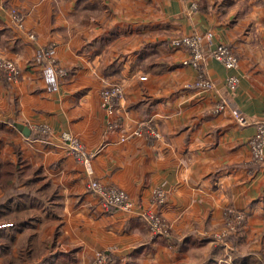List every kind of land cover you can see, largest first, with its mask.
I'll list each match as a JSON object with an SVG mask.
<instances>
[{
	"label": "crops",
	"instance_id": "crops-1",
	"mask_svg": "<svg viewBox=\"0 0 264 264\" xmlns=\"http://www.w3.org/2000/svg\"><path fill=\"white\" fill-rule=\"evenodd\" d=\"M8 7L23 30L9 25ZM207 30L210 46L228 44L239 63L208 58L215 87L197 90L186 86L197 71L169 41ZM40 47L65 69L55 88L32 61ZM0 56L20 66L16 85L0 70V160L27 163L52 195L50 213L30 229L41 253L19 262L13 241L0 264H89L96 251L109 264H264V159L248 144L264 109V0H0ZM114 83L122 92L108 116L100 90ZM233 109L252 122L239 125ZM140 123L157 135H129ZM63 131L94 152L90 173ZM91 177L123 189L134 212L104 208L87 188ZM157 187L166 196L155 206ZM145 209L161 216L167 236L150 233ZM228 211L245 217L221 235Z\"/></svg>",
	"mask_w": 264,
	"mask_h": 264
},
{
	"label": "built area",
	"instance_id": "built-area-1",
	"mask_svg": "<svg viewBox=\"0 0 264 264\" xmlns=\"http://www.w3.org/2000/svg\"><path fill=\"white\" fill-rule=\"evenodd\" d=\"M6 18L10 26L19 30L24 29L23 17L14 7H8L4 10ZM31 39H34L32 33H28ZM212 42V32L207 30L203 33H193L190 35H182L173 37L169 41V45L174 49H182L186 55L182 59V64L190 65L196 71V78L186 83L189 88L197 90L214 89L215 84L206 75L204 63L208 58H213L220 62L227 69H234L238 66V57L233 49L225 43L218 42L210 46ZM36 64H43L44 78L50 86H57V76L63 75L65 69L58 67L54 59L50 56L49 49L40 47L32 60ZM0 70L7 76L10 83L18 84L20 81V66L13 60L0 56ZM141 78H144L141 77ZM238 84V77L235 74H230L225 79V85L234 90ZM122 92V87L118 83L109 84L100 90V106L105 110L108 116L114 112L115 100ZM224 107L223 103L216 105L217 110ZM232 115L239 125L251 123L252 120L245 114L233 109ZM255 132L248 140L252 156L261 160L264 159V109L260 117L254 121ZM129 135L146 136L157 135L153 125L140 123ZM129 135H123L120 140H125ZM61 140L65 143L68 153H70L77 161L81 162L87 173L91 172L89 164L90 158L94 155L93 151L86 149L85 145L77 136H74L66 131L60 134ZM88 190L95 195L101 202L104 208H116L125 213L134 212V203L129 198L128 194L121 188L114 185H107L97 178L91 177L87 182ZM165 191L163 187H157L152 191L150 202L152 205H159L165 201ZM147 223L150 233L153 235H168L166 226L164 225L161 216L152 209H145L138 213ZM244 214L240 211H228L225 221V230L221 235L233 231L240 227L244 220ZM11 223H0V227L8 226ZM109 254L106 251H96L93 260L89 264H107Z\"/></svg>",
	"mask_w": 264,
	"mask_h": 264
},
{
	"label": "trees",
	"instance_id": "trees-1",
	"mask_svg": "<svg viewBox=\"0 0 264 264\" xmlns=\"http://www.w3.org/2000/svg\"><path fill=\"white\" fill-rule=\"evenodd\" d=\"M38 173L20 159L16 163L0 160V190L2 192L0 221L11 222L8 232H4L0 227V253L9 254L10 245L15 241L18 253L16 259L19 262H21L22 255L27 259H35L42 251L40 245L34 244V234L30 232V229L40 218L38 213L46 214L50 211L52 195L47 192L49 185L40 182L41 178ZM17 232L24 233V236L17 239ZM22 247L25 248L24 251L21 250ZM110 260L109 255L107 264ZM3 264L13 263L12 260L7 259Z\"/></svg>",
	"mask_w": 264,
	"mask_h": 264
}]
</instances>
